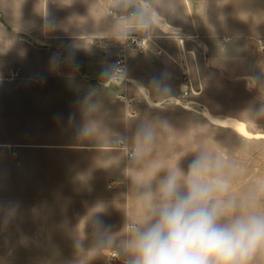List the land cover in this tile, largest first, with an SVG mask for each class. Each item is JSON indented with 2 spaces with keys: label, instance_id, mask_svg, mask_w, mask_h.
I'll return each instance as SVG.
<instances>
[{
  "label": "crops",
  "instance_id": "0c3cea01",
  "mask_svg": "<svg viewBox=\"0 0 264 264\" xmlns=\"http://www.w3.org/2000/svg\"><path fill=\"white\" fill-rule=\"evenodd\" d=\"M127 34L149 46L115 80ZM262 120L264 0H0V264H123L140 186L200 154L253 166Z\"/></svg>",
  "mask_w": 264,
  "mask_h": 264
},
{
  "label": "clouds",
  "instance_id": "9594fccd",
  "mask_svg": "<svg viewBox=\"0 0 264 264\" xmlns=\"http://www.w3.org/2000/svg\"><path fill=\"white\" fill-rule=\"evenodd\" d=\"M231 188L203 154L150 178L137 191L144 218L125 231L128 219L116 255L123 264H264V183L239 199Z\"/></svg>",
  "mask_w": 264,
  "mask_h": 264
},
{
  "label": "rangeland",
  "instance_id": "374dc122",
  "mask_svg": "<svg viewBox=\"0 0 264 264\" xmlns=\"http://www.w3.org/2000/svg\"><path fill=\"white\" fill-rule=\"evenodd\" d=\"M260 124L262 127H264V120L260 121ZM254 126H255L254 127L255 130H257V129L261 130L262 129L261 127H259V125L254 124ZM247 139L248 140L245 141V143H244V147H261L259 150L264 152V138L250 134L249 138H247ZM226 141H228V143H229V139L225 135L219 136V146L221 144V147H225ZM233 147H235V151H237L238 148L243 147V146H242L241 142L234 139L233 140ZM1 149L2 148H0V162H1V160H6V150H1ZM252 150L253 149L251 148V151ZM253 151H254V154H257L256 149H254ZM14 159H17V158H14ZM239 160H240V158L235 157L234 167H231L224 160L219 162V174L227 175V174H231L233 172V174H235V175H238V174H245V175L261 174V175H264V158L260 159V160L253 161L254 162L253 166H251V165L245 166V168H243L240 165L241 161H239Z\"/></svg>",
  "mask_w": 264,
  "mask_h": 264
},
{
  "label": "built area",
  "instance_id": "2783aa9c",
  "mask_svg": "<svg viewBox=\"0 0 264 264\" xmlns=\"http://www.w3.org/2000/svg\"><path fill=\"white\" fill-rule=\"evenodd\" d=\"M149 46L148 38L142 37L138 34H127L118 41V47L115 54L116 74L115 80H127L125 77V66L130 51L143 52ZM188 80V72H183V81L186 83ZM112 258L118 259L116 253H112Z\"/></svg>",
  "mask_w": 264,
  "mask_h": 264
}]
</instances>
